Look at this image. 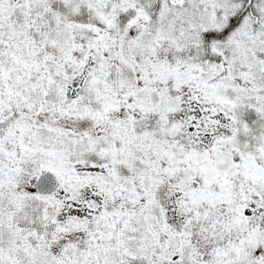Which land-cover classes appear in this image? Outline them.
<instances>
[{
	"label": "snow or ice",
	"instance_id": "snow-or-ice-1",
	"mask_svg": "<svg viewBox=\"0 0 264 264\" xmlns=\"http://www.w3.org/2000/svg\"><path fill=\"white\" fill-rule=\"evenodd\" d=\"M0 264H264V0H0Z\"/></svg>",
	"mask_w": 264,
	"mask_h": 264
}]
</instances>
